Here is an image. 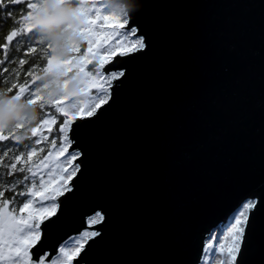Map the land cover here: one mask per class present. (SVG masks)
<instances>
[{
  "label": "water",
  "instance_id": "water-1",
  "mask_svg": "<svg viewBox=\"0 0 264 264\" xmlns=\"http://www.w3.org/2000/svg\"><path fill=\"white\" fill-rule=\"evenodd\" d=\"M141 3L125 27L147 46L104 66L125 75L73 124L79 169L43 251L90 230L72 264H200L209 232L251 199L244 260L264 264V0Z\"/></svg>",
  "mask_w": 264,
  "mask_h": 264
},
{
  "label": "snow or ice",
  "instance_id": "snow-or-ice-1",
  "mask_svg": "<svg viewBox=\"0 0 264 264\" xmlns=\"http://www.w3.org/2000/svg\"><path fill=\"white\" fill-rule=\"evenodd\" d=\"M10 3L15 5L20 0H10ZM3 7L0 5V10ZM39 7L36 3L27 4L30 11L22 17L19 30H13L7 36L8 42L2 45L5 50L4 60L8 59L9 45L13 40L26 36L29 44L26 54L37 52V48L31 46L33 41L43 46L41 55L46 59V65L42 67L43 74L62 69L67 75L75 69L84 77L82 84L88 99L84 102H73L69 97L61 96L55 100H47L40 92L41 75H36L33 71L26 73L32 77L31 86L28 82L13 83L7 89L11 92L18 88L11 96L12 100L26 99L30 104L39 103L42 113L39 123L27 129L31 132V137H27L28 143H24L25 139L22 140L20 134H16L17 130L25 129L23 124H17L15 130H0V264H46L49 261V255L43 251L45 244L42 233L46 238L49 229L59 222V217L43 225L42 222L56 214L59 205L55 201L64 192L71 191L69 181L79 169V165L72 162L80 153L68 152L73 143L69 135L72 126L76 124L77 129L83 126L76 123L77 118L84 120L98 116V110L108 104L111 98L113 82L125 75L122 70L105 73L102 71L104 66L117 54L121 57L129 56L147 46L144 37L136 35L139 31L136 26L125 27L130 24V19L105 13L99 7L85 6L83 19L75 25V31L85 38L87 49L83 55H74L69 60L56 57L52 52V44L37 40V34L31 27L30 20ZM73 52L79 53L80 46H74ZM4 60H0V65ZM93 61L96 62L94 71L89 70ZM26 63L25 59L19 60L21 66ZM119 63L120 61H116L113 67L116 68ZM3 71L7 72L8 69L4 67ZM16 75L18 77L19 73ZM47 106L54 107L55 113H61L65 117L59 128L61 143L56 148L54 137L48 154L38 163L31 164L38 151H44V148L36 147L48 139L43 134L44 130L47 129L51 134L52 126L56 123V116L50 107L47 112L43 111ZM32 137L38 138L33 140ZM52 148L56 150L52 151ZM65 153H68L66 158L62 163L59 162ZM6 158L9 162L5 164ZM69 164H72L71 170H68ZM7 191L13 192L11 198L4 197ZM20 197L23 199H19ZM256 207V200L243 202L224 222L209 232L203 249L205 261L209 259L207 254L210 253L215 257L214 264H245L250 218ZM103 219V215L97 212L88 218L87 223L94 225L101 223ZM99 235V231L84 230L77 237L65 240L59 248V254L50 259V264H72L73 259L84 251L85 245Z\"/></svg>",
  "mask_w": 264,
  "mask_h": 264
},
{
  "label": "clouds",
  "instance_id": "clouds-1",
  "mask_svg": "<svg viewBox=\"0 0 264 264\" xmlns=\"http://www.w3.org/2000/svg\"><path fill=\"white\" fill-rule=\"evenodd\" d=\"M39 9L30 20L37 38L51 43L53 55L69 60L74 46H81L85 38L75 31V25L83 19V9L99 7L105 13L121 19H130L142 8L141 0H35ZM83 75L75 69L65 75L62 69L41 75L40 92L47 100L61 96L69 97L73 102H84L88 96L83 88ZM46 85V87L44 86ZM66 85V86H65ZM41 119L39 103H28L26 99L12 100L4 89H0V130H15L17 124L30 129ZM26 139L28 132L20 134Z\"/></svg>",
  "mask_w": 264,
  "mask_h": 264
},
{
  "label": "trees",
  "instance_id": "trees-1",
  "mask_svg": "<svg viewBox=\"0 0 264 264\" xmlns=\"http://www.w3.org/2000/svg\"><path fill=\"white\" fill-rule=\"evenodd\" d=\"M35 3V0H20V3H17L15 5L10 3V0H0V5H3L4 7L2 10H0V60H4V49L2 45L7 43V36L13 31V30H19L20 28V21H22V17L27 14V11H30V9L27 8L28 3ZM9 11H11V15H9ZM38 40V38H36ZM19 41V43H17ZM33 47L37 48L36 53H27V49L29 47L27 37L26 36H20L13 40L12 44L9 45V55L8 59L4 60V63L0 65V89L6 90L7 94L9 96L14 95L18 88L13 89L11 92H8L7 89L11 87L13 83L20 84L24 82H28L31 86V79L32 77L27 76L26 73L29 71H33L36 75H42V67L46 65V59L41 55V49L43 46L39 45L35 41H33L32 45ZM87 49V41L85 40L83 44L80 46V52L74 53L72 52L70 59L74 55H83L84 51ZM20 59H25L27 61L26 64L21 66L19 64ZM95 61H93L92 65H89L90 70L95 69ZM6 67L8 69L7 72L3 71V68ZM74 70V69H73ZM17 73H19V76L17 77ZM50 107L51 111L56 116V123L52 126L53 130L52 133L49 134L47 129L44 130V135L48 137L46 141H42L40 145L36 146L39 148H44L43 152L37 153V156L33 158V161L30 162L31 164L38 163L39 160L43 159L45 155L48 154V151L50 150V142L55 137L56 138V148L59 147L61 141H60V132L59 128L60 125L63 123V120L65 117L61 113H55V109L52 106H47L45 112H47V108ZM42 113V110H41ZM39 123V122H38ZM36 126V125H35ZM34 126V127H35ZM27 131V129H20L17 130L16 134H22L23 132ZM28 132L27 137H31V132ZM38 137H32L33 140H35ZM24 143H28V139L26 138ZM7 143V142H4ZM52 151H55V148L51 149ZM8 158L5 159L4 163H8ZM47 178V177H45ZM13 196V192L7 191L4 193L5 198H11ZM19 199H23V197H20ZM39 199V198H37Z\"/></svg>",
  "mask_w": 264,
  "mask_h": 264
},
{
  "label": "rangeland",
  "instance_id": "rangeland-1",
  "mask_svg": "<svg viewBox=\"0 0 264 264\" xmlns=\"http://www.w3.org/2000/svg\"><path fill=\"white\" fill-rule=\"evenodd\" d=\"M89 70H90V69H89ZM94 70H95V69H94ZM94 70H93V71H94ZM93 93H95V89H93ZM67 154H68V153H65V156H64V157H61L59 162L62 163V162L64 161V159L66 158ZM67 167H68V170H71V168H72V164H69ZM88 231H90V230H88ZM77 236H78V235H77ZM77 236H73V237H71V238H74V237H77ZM71 238H70V239H71ZM206 243H207V239H206ZM58 254H59V253H58ZM58 254H57V255H58ZM207 255L209 256V259H208L207 261L204 260V256H205V253H204L203 258H202V261H201L200 264H214L215 257H212L210 253L207 254ZM54 257H55V256H54ZM54 257H53V258H54Z\"/></svg>",
  "mask_w": 264,
  "mask_h": 264
}]
</instances>
